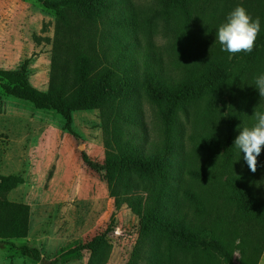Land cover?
<instances>
[{
	"label": "rangeland",
	"instance_id": "1",
	"mask_svg": "<svg viewBox=\"0 0 264 264\" xmlns=\"http://www.w3.org/2000/svg\"><path fill=\"white\" fill-rule=\"evenodd\" d=\"M133 2L138 18L134 34L142 47L155 52L164 81L173 86L166 91L169 94L164 106L168 114L174 113L166 193L161 214L146 230L128 204H118L112 197L105 172L93 171L83 160L86 155L103 165L110 151L116 152L119 146H129V154L141 157L163 147L162 123L144 93L139 75L132 74L135 82L126 85L117 111L75 112L74 134L65 129L66 121L56 111L38 110L0 87V172L24 180L7 199L30 207L28 238L15 243L39 249L46 264H51L61 250L88 244L97 237L101 244L94 259L86 251L65 264H206L209 256L194 251L181 237V230H167L164 221L178 214L191 226L199 227L197 204L208 203L230 219L237 211L229 201L232 195L224 187L230 171L237 175L247 169L260 179L264 193V149L257 157L255 173L240 152L228 172L219 168L224 154L221 134L229 120L226 91L175 110L172 100L178 93L176 86L186 77L179 66L187 62L174 31L182 33L183 29L176 27L174 19L161 18L157 0ZM224 5L214 1L205 10L210 15L217 6L221 9ZM238 5L264 14V0H236ZM121 34L120 29L101 24L94 27L77 19L65 7L48 10L37 0H0V71L21 70L27 64L30 84L51 93L71 84L81 47L87 50L93 41L97 47L93 45L90 50L102 54V42L121 38ZM214 45L218 47L215 50L225 52L216 39ZM256 108L264 112L262 100L250 101L251 119L246 126L255 122L252 116ZM117 113L120 119L115 121ZM124 181L132 187L134 196L144 195L155 186L153 179L141 180L132 172ZM213 258L226 264L218 253ZM262 258L264 253L259 264H264ZM240 259L237 249L228 264H240ZM0 264L41 262L0 246Z\"/></svg>",
	"mask_w": 264,
	"mask_h": 264
},
{
	"label": "trees",
	"instance_id": "2",
	"mask_svg": "<svg viewBox=\"0 0 264 264\" xmlns=\"http://www.w3.org/2000/svg\"><path fill=\"white\" fill-rule=\"evenodd\" d=\"M37 1L48 10L65 7L77 19H83L94 27L101 24L109 29H120L121 38L113 37L109 42H102L99 51L102 54H98V50H90L93 45L97 47L93 41L88 43L87 50L81 47L69 87L64 84L51 93L35 89L27 78V64L21 70L0 71V87L9 96L27 101L38 110L56 111L65 119V129L74 134L72 123L75 112L97 109L117 111L125 96L126 85L135 82L132 74L139 75L148 101L159 114L163 127V147L155 149L147 157H141L129 154L127 151L132 150L131 147L119 146L116 152L110 151L103 165L89 160L86 155H83V160L93 171L105 172L112 197L116 198L118 204H128L146 230L161 214L166 193L174 113L169 111L168 114L164 106L169 94L166 91L173 86L164 81L155 52L143 48L134 34L138 19L134 2ZM214 1L224 2L225 5L221 9L217 6L208 15L205 9ZM156 5L162 19H174L176 27L180 25L183 29L182 33H178L177 29L174 31L177 42L182 45L183 59L187 62L179 66L186 77L176 86L178 93L172 100L175 110L226 91L229 120L221 134L224 154L223 165L219 167L226 173L238 159L239 150L234 147V141L239 135V126H246V122H250V101L262 100L255 87V78L264 73V14L259 13L258 9H247L250 16L259 18L260 33L251 53L241 52L230 58L229 53L215 50L218 47L214 42L219 26L226 22L229 13L236 7V0H157ZM146 50L149 52L145 53ZM119 119L117 113L115 121ZM131 172L141 180L153 179L155 186L144 195L134 196L132 187L124 181ZM259 181L247 169L237 175L229 172L224 187L232 195L230 203L237 208L230 219L208 203L205 206L197 204L199 227L191 226L187 219L178 214L169 217L163 225L169 231L181 230V237L194 251L209 256L206 264H220L213 258L216 253L222 256L224 263H231L237 249L241 253L240 264H259L264 253V193ZM22 184L24 180L21 177L4 176L0 172V246L10 247L35 262H41L39 249L28 245L17 246L15 243L28 238L30 207L9 201L7 195ZM100 241L101 238L97 237L88 244L61 250L50 263L65 264L86 251L94 259Z\"/></svg>",
	"mask_w": 264,
	"mask_h": 264
},
{
	"label": "clouds",
	"instance_id": "3",
	"mask_svg": "<svg viewBox=\"0 0 264 264\" xmlns=\"http://www.w3.org/2000/svg\"><path fill=\"white\" fill-rule=\"evenodd\" d=\"M260 30L259 18L253 19L243 6L238 5L229 13L226 22L219 26L216 42L222 46V51L230 54V58L241 52L251 53ZM255 87L264 100V73L255 78ZM257 108L252 116L255 123L251 127L239 126V135L234 141V147L242 153L253 173L257 171V157L264 149V112Z\"/></svg>",
	"mask_w": 264,
	"mask_h": 264
},
{
	"label": "water",
	"instance_id": "4",
	"mask_svg": "<svg viewBox=\"0 0 264 264\" xmlns=\"http://www.w3.org/2000/svg\"><path fill=\"white\" fill-rule=\"evenodd\" d=\"M46 263L47 262L44 259L41 260V264H46Z\"/></svg>",
	"mask_w": 264,
	"mask_h": 264
}]
</instances>
